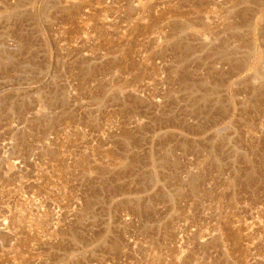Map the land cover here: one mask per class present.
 I'll list each match as a JSON object with an SVG mask.
<instances>
[{"label": "rangeland", "instance_id": "374dc122", "mask_svg": "<svg viewBox=\"0 0 264 264\" xmlns=\"http://www.w3.org/2000/svg\"><path fill=\"white\" fill-rule=\"evenodd\" d=\"M0 264H264V0H0Z\"/></svg>", "mask_w": 264, "mask_h": 264}]
</instances>
